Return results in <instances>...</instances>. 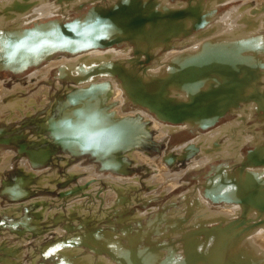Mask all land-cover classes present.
Wrapping results in <instances>:
<instances>
[{"label":"bare ground","instance_id":"1","mask_svg":"<svg viewBox=\"0 0 264 264\" xmlns=\"http://www.w3.org/2000/svg\"><path fill=\"white\" fill-rule=\"evenodd\" d=\"M113 1L115 0H107V2L106 0H0V27L13 25V24L14 25L16 24L24 25L27 23L30 24L32 22H35V20H39L40 18L43 20L54 15L58 16L59 14H62V16H64L60 20L68 21L71 20L72 17L70 14L72 13L79 14V16L84 15L86 14V11L88 10V7L90 5H93L94 7L100 6L103 8L104 7L109 8ZM152 1L153 2L150 3V1H146V0H138V2L134 0V3L136 7H139V5H143L146 2H148L149 5H156L158 4L156 1H160L161 4L162 1H165L163 2L165 4L162 5H165L166 7L169 6V8L170 7L172 8L175 5V4H171L170 0H152ZM220 1L222 3H225L232 0H215L213 4L217 5L216 11L220 7L218 6L221 4ZM241 1L243 2L242 5L234 7L229 11L227 10V12L221 13L220 15H216V18L219 20H217L213 25H211L212 27L211 31L207 33L206 30V31H202L201 33L202 35L204 34L205 38L196 37V39L194 38V40L187 38L175 42V44L177 45L175 49L164 52L162 57H160V61L159 62L155 61L157 62V64L155 63V66L151 68V71L153 73L162 74L164 70L167 69V64L170 62H171L170 68H172V71H174V69L175 70L180 69L181 65L186 64L187 61L192 60L194 62H197L196 65L199 66H197L198 76L196 78H199L200 80H202L201 78H204L205 79L204 84L207 85H214L216 87L220 86L221 88L222 86H224V84H227L229 86V88L226 87L227 89H217L214 92L217 99H219L220 106L226 105L229 111L233 110L232 115H236V118H234L233 120L227 121L221 125L219 124L218 126L217 124L221 122V120L231 117L232 115L227 116L224 119L219 120L218 123L214 124L210 129H207L206 131L198 130L197 132H195L197 134V137L195 139L188 140L173 147H171L172 145L169 146V144L166 141L167 137L173 135L174 133L180 130L188 131L187 124L180 126L172 125V124H164L158 121L157 119H155L145 110L136 109V108L130 110L123 109L124 107L128 108L126 105V102L128 100L125 99V93L121 89L120 80L115 75H110V74L102 75V76L97 75V73H99V71H102L104 68L106 70H109V68L111 67L112 69L117 67L116 65H104L108 63V60L112 62L127 61L129 59V55L131 56L135 55L132 52L135 47L134 46L135 44L129 41L128 39H122L119 42V44L116 46L111 45L110 47H106V48L92 49V50H88L87 52L79 53V55H75V56H71L66 52L57 53L58 56L53 57L51 60L42 62L38 67L29 66L20 74L11 73L8 70L0 71L1 73L5 72L11 74L10 75L11 80L9 86L5 84L6 82H8L6 78L4 79H2V77L0 78V122L1 121L4 122L5 120L6 122L17 121L26 116H32L33 114L35 115V113H37L38 111L43 110V108H45L47 104L51 105L50 107H53L55 104V99L57 98L56 100H58L59 102L62 99L59 111H57L59 117L55 118L54 120L51 119V121L48 124L43 125V128L47 130L49 136H51L50 140L55 144L62 145V147L64 144H66L69 146L70 150H73L77 147V144H79L80 142H84L92 139L89 138V135L92 131H88L92 126L90 123L91 121L89 122H85V121H87L89 117L90 118L94 117L95 112L97 113V111H99L100 119H101V122L98 121L97 125L102 126L103 129H107V130L112 129L108 132L109 137L114 138V137L123 136V139L120 140L121 143L117 146H124L127 140L126 137L133 138L135 134H140L142 137L143 134H145L143 138L144 143L141 142L142 144H139V140L134 139L132 141L133 149H131L128 152H124L125 157L128 158L130 162H132V165L133 163L136 164V166L144 165L146 168H149L154 172V175L153 174L152 175H153V179L155 180V181L153 180L155 184L152 183L149 184L154 185L155 189H153V191L148 193V195L145 196L144 198L147 199L153 198V200H155L157 199V197H151L152 194H155L156 196L158 194H161V196L163 194L164 195L168 194L170 191L180 186V184L181 185L183 184V182L181 183L180 180L184 174H189L195 170L197 174L193 176V178H198L199 180V183L195 184L194 187L192 188L194 192V197L192 199H190L189 196L184 192L182 194H178L174 196L173 199L174 203H172V206H177L175 210L173 208L172 210L169 209V211H171L170 213H165V212L160 214L158 213L159 215L165 217L166 222L171 221L169 219V216L171 214L174 217L179 216L181 219L185 218V220L186 219L188 220L186 222H182V224L183 223L184 224L183 225L181 224V227L179 229H175L172 232H167L163 236L167 235L168 237L172 234L178 235L180 236V239L178 238L179 241L181 240L182 242L184 239L182 245H184V243L187 245H193L194 239L192 240L193 242L192 244L191 237H193L194 234L197 235L198 233H193L192 231L185 232L184 230H189V228L196 227V225H198L196 221L199 222L200 220H202L203 222H207L208 220L204 218H197L195 220L192 219V216L195 217L202 216L201 214H203L204 217L205 216L207 218L209 216H211V218L216 217L214 219L220 217L221 220L227 222L225 225V229L217 225H210V222L208 224V226L210 225L213 226V228L219 229V230H214V233H217L215 234L216 237L212 234L211 231L210 233H207L206 235H209L208 239L210 241H217L219 239L223 240L226 236L230 235V232H232L233 228L230 227V224L233 222V220H235L238 217L239 214H241L240 212H242V210H245L247 212L251 210L253 207H255L257 210L264 208V183H263L264 182V139L261 138L263 137L262 132H255L252 125L251 126L247 125L248 120H252V118L254 117L252 113L256 105L252 100L247 101L250 100V95L252 96L253 93L256 92V94L259 95L258 97L259 103L260 101L264 102V94L260 95L259 93V92L262 93L261 87L264 90V66L261 65V61H259L255 56L258 52L264 50V43L256 39V37L264 38V0H241ZM177 4L181 5L182 2ZM178 5L177 7H179ZM140 10L141 9H135L134 10L135 13L133 14L129 13L126 14L125 16L128 19H132V18H138L139 15L144 14L143 17H145L146 13ZM158 13L161 15L164 14L162 12H158ZM170 15L171 12L165 14L164 17H170ZM120 20H122L123 25L124 24L126 25L125 23L126 20L124 18H120ZM149 24L151 26L153 23H151L150 21L148 23L146 20H144L143 22L140 21L137 22L136 25L135 23H133L132 27L125 28L124 31L129 30V32L127 31L125 32L133 36L138 34L139 32L145 34L146 32L149 31H144L145 30L144 28H146V26H149ZM182 31H185V35H188L190 33V30L187 28ZM251 36L252 37L254 36L253 37L254 39ZM246 37H251L252 39L250 41L244 40L242 42L245 43H240L241 41L240 39ZM208 39L214 40L213 44L205 45L203 51L200 52L199 49V47H201L200 43ZM216 39L219 41L218 43L215 42ZM188 40L189 42H191L190 46L187 45L189 43ZM123 45L125 46L122 47ZM176 55L178 56V58L173 59V57H175ZM33 68H35V70L29 74L26 82L12 81L13 80L11 77L12 75L20 76ZM261 68H263L262 71ZM52 71H55V75L53 78L50 77ZM94 73L95 75H92ZM40 80H45L46 85L40 86L35 93L32 92L27 94L26 92L31 87L35 86L36 81H40ZM172 80H174L175 82H179L175 77H172ZM63 82L67 84H63ZM83 88H85L86 91L89 90L90 91L86 95H80V97L77 96V92L80 93L79 91L75 92V94L72 93L73 90H80ZM57 89H61V93L63 95L57 94L54 97L53 93L54 91L56 92ZM49 90H52L51 94H49ZM23 94L25 96L21 97V95ZM52 96L55 99H52ZM236 98L243 99L242 101L244 102H241L242 104L239 103L236 106L235 104L236 102H234L236 101ZM85 99L87 100L85 101ZM259 107H260L258 108L259 116L258 114L256 116H258L259 119L258 122H260V124H263L264 127V113H263L264 105H259ZM239 108L240 109L244 108L246 110L244 109L240 110ZM88 109H90V111H86ZM111 112H113L112 113L113 116H110ZM124 117H132L134 118V120L129 122L128 125V123H125L126 120L123 119ZM139 117L141 121L148 123L145 126V128H143L144 130L141 131L138 122ZM69 120L70 121L72 120L73 123L71 124V122H68ZM132 123L133 125H131ZM47 125H50L51 127ZM150 134H151V139H150ZM41 138L44 139L45 137H41ZM106 138L108 140L107 136H103V139H101L102 142H105ZM37 139L38 138H36L35 140ZM63 142H67V143H63ZM149 144L151 146L156 147V149H161V152H159V154L157 155L155 154V156L148 154L147 152L144 151L145 149H147L144 146H148ZM247 145L251 147L252 146L254 147L256 145L255 146L256 151L253 149H249V151H252L251 152L252 154L251 155L249 154L250 155L249 158H248L249 155L245 157L246 154L245 153L243 154L241 152V148ZM192 154L195 155L192 156L187 162L186 160L184 161V163L182 162L184 157L190 156ZM117 155H118L117 152L113 153L112 157L114 158V156L116 157ZM12 156L13 153L11 151L0 152V178L2 177L3 172L4 173L8 172L7 167H12L11 163L9 162ZM46 156H48L47 157L48 159L51 157L48 151L36 150L31 152V157L33 158V161H35V163L40 162L38 160L40 158L45 159L44 157ZM63 157H65V160H63V163H61L62 166L63 165L65 166L66 163L68 164V162H73V159H70V156H63ZM216 160H223L225 163L216 166L213 164L214 161ZM27 162H28L27 160L26 161L22 160L20 164L21 166L19 167L26 170V173H31L36 176V174L44 175L45 173H47V171H49L48 168L46 170H41V171L31 170ZM115 163L116 161L111 162V164H113L112 166H114ZM126 164L127 163H120L116 169L122 170ZM207 164L211 165L213 171L205 172L206 169L204 170V168ZM180 166L182 168L175 170V167H180ZM93 168L94 166L82 168L80 167V163H76L71 168V171L73 172L74 171L79 172L81 170H85L86 172H88L86 181L87 180L94 181V182H90L89 184L91 191L89 192L91 194L89 193L88 197L92 199L94 205L97 207L95 208L93 207V205L91 207H87L86 212L92 214L90 217H94L93 214H100L99 216H101V214L104 215V213L108 212L109 209L108 207H110V205H114L115 202L117 207H122L124 205L123 209H117V211L119 212L125 210L126 212L129 211L126 208L127 204L125 201L127 199V201H130V203H132L134 197L130 199H128V197H125L127 196V190H129L130 188L132 189L140 186L141 179L139 177L130 178L123 176H115L112 174L105 175L103 173L98 175L93 171ZM221 169L228 170L229 173L235 175L237 177L236 179L239 180V182H234L232 180L234 179L233 178L234 176H231L232 179L229 178L231 180L230 182H225L224 184H222L220 182V180L223 178L220 177ZM57 176L58 175L53 171L48 175L40 177L38 184L41 187L42 186L47 187L50 184V182L48 183V181L53 180ZM202 176L204 177L207 176L208 178L207 182L201 181ZM17 180H18L16 183L17 187H14V189L12 188V190H15V192H17L16 190L20 188L21 189L20 191L23 196L26 190H22V189L23 186L26 184V181L24 180V178H17ZM100 180L108 183L111 186V189L101 190L102 181L99 182ZM215 182H217L218 185L215 186ZM9 185L11 187L13 186L12 184ZM48 187L54 189V187L51 186V184ZM203 187L207 190L206 191L207 194L205 195H203L205 193V190L203 191L202 189ZM122 192L126 193V195L122 194ZM95 194L97 195L98 198H100L99 203L95 202L94 200ZM81 199L71 198V196H69L67 200L65 199L64 201H62L63 206H61L60 208L58 206L55 208V210L54 209L52 210L50 207H47L49 204L46 203L47 200L46 198H41V197L34 198L32 200L30 199L29 202L35 203L37 205L39 204V206L35 207L33 210L36 211V216H39L40 214L42 217L41 219H46L50 216H53L54 213H56L57 211L67 212V210L70 209V207L74 204L83 203L84 205H86L87 201ZM211 200H218L219 202L224 200L225 202L224 203L218 202L219 204H213ZM236 200L241 202L240 203L234 202ZM147 203L151 205L150 201H148ZM101 204L103 205V207L106 208H102L103 212L100 213L98 210V206H100ZM13 206L14 205L11 203L7 204L6 207L4 208L0 206V213L5 212L8 217L5 218L7 219L13 220V218L10 216H15L17 218L18 215L21 213L20 211H14L15 208H13ZM38 208H40L41 211L38 210ZM157 209H158L157 206L152 207L150 209L147 208L143 211H139L137 209L136 212L138 213H136V215L138 214L137 215L138 218H145L147 215L150 216L155 214L157 215L156 213ZM197 209L202 210V213L197 211ZM193 210L195 212H193ZM180 212H184L183 213L184 215L181 216ZM252 213H254V211L251 212V214ZM249 215L250 213L248 214V218ZM135 218L138 220L137 217ZM228 221H232V222H228ZM171 223H170V227H171ZM261 225L262 226L259 225L260 228H256L255 230L253 229L254 231H250L249 233H247V235L243 237V240L239 242L238 246H236L237 249L239 248L243 252L248 253V255L250 254L251 255V256L249 255L250 257L254 256L252 257L253 258L252 260L248 259V261L252 263L255 262L257 263V261L259 260L258 258L264 257V222ZM47 228H48L47 232H44L42 236H38L35 238L36 242L44 241V239H46L45 237H48L49 234H53V236L56 237L61 236L63 234L65 235V233H63V228L60 222L57 223L55 226L47 225ZM206 228L210 229V227H206ZM12 232L13 231L2 233L3 235L0 237V242H4V241L6 242L10 237L14 236ZM23 236H22L23 239L22 242H26L25 238H27L30 235L25 233ZM170 238H172V236ZM171 241L174 242L175 239L174 240L172 239ZM176 244L174 243V247L176 246ZM232 245L230 246L232 247ZM110 247L112 246L110 245ZM178 247L180 246L178 245ZM246 247H249L250 249H247ZM179 249H180L179 251L183 250V249L181 250V248ZM0 250H3L5 254L10 253V255L15 254L16 252L15 249L4 248V246L1 245V243H0ZM69 250L71 251L72 249ZM77 251L79 252L80 249L78 248ZM94 251L97 250L94 249ZM102 251L104 250L102 249ZM233 252L231 253L233 254ZM24 253L25 252L23 250L21 252L18 251L17 257L18 258L23 257ZM101 256H102L101 257L102 260L106 264H120L116 260L112 259L111 257L108 258L104 254H102ZM67 257H71V255L67 254ZM64 259L65 258L62 257V260ZM0 261L7 264L6 262L7 260L5 259H1ZM76 261L77 259L74 256L72 260L73 264H79V262ZM248 261L246 264L249 263ZM258 264H264V260Z\"/></svg>","mask_w":264,"mask_h":264},{"label":"rangeland","instance_id":"2","mask_svg":"<svg viewBox=\"0 0 264 264\" xmlns=\"http://www.w3.org/2000/svg\"><path fill=\"white\" fill-rule=\"evenodd\" d=\"M146 1H150V3L152 2V0H146ZM214 1L215 0H183V1L170 0L171 4H175L172 8L170 7L171 9L185 10L184 16L187 17L185 26H188L187 29H189L191 33L185 36L181 35L180 37L171 41V44H173L174 47L172 46V48L169 51L174 50L175 47L177 46L175 42L180 41L182 39L190 38L194 40V38L196 39V37L205 38L204 34L202 35L201 33L202 31H206V30H207V33L211 31V28H212L211 25H213L217 20H219L216 18V15H220L221 13L227 12V10L229 11L230 9L240 6L243 3L241 0H232L229 2H225V3H222L220 1L221 4L218 5L220 7L216 11L217 5L213 4ZM163 2L165 1H162V4H165ZM180 2H182L181 4L182 6L177 4ZM146 3L149 4L148 2ZM177 5L179 7H177ZM92 7L94 6L90 5L88 7V10ZM160 9L161 8L158 7V10ZM213 10L215 11L212 13ZM70 15L72 17L71 20L77 17H80L79 14L72 13ZM62 17L64 16H62V14H59L58 16L54 15V16L48 17L43 20L40 18L39 21L42 22V21H48L52 19H62ZM37 21L38 20H35V22ZM30 26H31V23H30ZM191 26H196L197 28L194 29ZM256 39L264 43V38L256 37ZM208 40H212V39H208ZM215 42L218 43L219 41L216 39ZM187 45L190 46L191 42H189ZM124 46L125 45H123L122 47ZM163 54L164 52L162 51V49L158 48L153 54H150L152 56H151V59H149L148 63H145L146 58L144 55H141V57H139V60L143 61V63L146 65L150 64L151 66H155V63L157 64V62L155 61L159 62L160 57H162ZM255 56L257 57L259 61H261L263 65L264 64V50H262L261 52H258ZM134 57H136V55H132V56L129 55V59L134 58ZM34 70L35 68L25 72L24 74L20 76L12 75L11 76L13 79L12 81L26 82L27 77ZM262 70L263 68H261V71ZM10 75H11L10 73L0 72V78L2 77V79L4 78L7 79L8 82L5 83L7 86H9L10 84V80H11ZM54 75H55V71H52L50 77L53 78ZM63 84H67V83L63 82ZM45 85H46L45 80L36 81L35 86L31 87L26 93L27 94L32 93V92L35 93L39 89L40 86H45ZM261 89H262L261 90L262 93L261 92L259 93L260 95H263L264 90L262 87ZM51 93H52V90H49V94ZM53 94H54L53 95L54 97L57 94L61 95L62 94L61 89H57V91L56 92L54 91ZM80 95H82V93L77 92V96L80 97ZM24 96H25L24 94L21 95V97H24ZM53 96H52V99H55ZM56 99H55V104L53 107H50L51 105L47 104L45 108H43V110L38 111L37 113H35V115L33 114L34 116L33 115L26 116L17 121H11V122L7 121L8 123L6 122V120L4 122L3 121L0 122V152L11 151L13 153V156L9 160L12 167H7L8 172H5V173L3 172L2 177L0 178V182H1L0 183V206L4 208L6 207L7 204L11 203L14 205L13 206V208H15L14 211H20L21 213L18 215L17 218L15 216H10L13 218V220L7 219L8 217L5 212L0 213V237L3 235L2 233L4 232L13 231L12 233L14 235L10 237L6 242L4 241L0 243L1 245L4 246V248L15 249L16 251L15 254L10 255V253L5 254L3 250H0V260L1 259L7 260L6 261L7 264H10V263L12 264L13 263L14 264H30V263L31 264H57V263L58 264H73L72 260H73V257L75 256V258L77 259L76 262H79V264H106L101 258L102 254L106 255L108 258L111 257L112 259L116 260L120 264H188V261L189 260L192 261V259L195 258V256L201 257V258L198 259V261L193 264H246L248 259H251V260L253 259L252 257L254 256L250 257L251 256L250 254L249 256L248 253L243 252L239 248L237 249L236 246H238L239 242L243 240V237L246 236L247 233H249L250 231H254L256 228H260V226H262V225L260 226L256 225V223H260V221L264 218V216H262V213L259 212V210L252 208L251 210L246 212L247 216L246 215L243 216V210H242V212H240L241 214H239L238 217L235 220H233V222L228 221V222H232L230 224V227L233 228V230L232 232H230V235L226 236L223 240L219 239L217 241H210L208 239L209 235H206V234L210 233L211 231L212 234L216 237L215 234L217 233H214V230H219V229L213 228V226H210V225H217L225 229V225L227 222L221 220L220 217L219 218L217 217V219H214L216 217L211 218V216L208 217L209 219L206 216L204 217V215L201 214L202 210H198L199 209L198 207H197L198 208L197 211L201 212L200 214L202 216H196V217L192 216V219L195 220L197 218H204L208 221L207 222H203L202 220H200L199 222L196 221V223H198L196 227L189 228V230H184L185 232L192 231L193 233H198L197 235L194 234L193 237H191L192 238L191 242L194 239V244L192 242L193 245H187L185 243L184 245H182V242L184 241V239L182 242L181 240L179 241L178 238L180 239V236L178 235L172 234L168 237L167 235L163 236L167 232H172L175 229H179L181 227L182 222L188 221L187 219L185 220V218L181 219L179 216L174 217L171 214L169 216V219L172 221V223L171 221H168L169 222L168 223L166 222L165 217L159 214L164 213V212L170 213L171 211H169V209L172 210L174 208L175 210L177 208V206H172V203H174L173 202L174 196L178 194H182L184 192L189 196L190 199L194 197V192L192 188L194 187L195 184L199 183L198 178H193V176L197 174L196 170L192 171L189 174H184L180 180L181 183L183 182V184L182 185L180 184V186L170 191L168 194L166 195L163 194L162 196L161 194H158L157 196L155 194H152L151 197H157V199L155 200H153V198H148V199L144 198L145 196L148 195V193H150L151 191H153V189H155L154 185L149 184V183L155 184L154 182L155 180L153 179L154 172L150 170L149 168H146L144 165L136 166V164L134 163L132 165V162H130V160L126 158L127 164L124 166V168L122 170L113 171L111 169H106L102 161L100 160V158L95 157L93 154L90 153V151L88 152V151H84L85 149L83 150L82 145L83 146L87 145V143H89L87 141L86 143L80 142L79 144H77V147L71 151L70 149H67V148L65 149L64 147H62V145L55 144L50 140L51 136H49L48 131L43 128V125L48 124L51 121V119L54 120L55 118L59 117V114L57 113V111H59L62 99L60 100V102ZM86 100L87 99H85V101ZM255 104L256 105L253 111L254 114L252 113V115L254 116L253 117L254 119L252 118V120H248L247 125L248 126L252 125L255 132H262L263 137L261 138L264 139V129H263L264 127H263V124H260V122H258L259 114L257 110V107L260 108L259 104L264 105V102L260 101V103L258 104L255 103ZM126 105L128 108L124 107L123 109L125 110H130L133 108L145 110L141 107L139 108L137 106H133L132 103L129 101L126 102ZM243 109L244 108H241L240 110H243ZM86 111H90V109ZM257 114L258 116H256ZM234 118H236V115H232L231 117L221 120V122H219L217 125L219 126V124L221 125L227 121L233 120ZM162 123L170 124L167 122H162ZM41 137H45V138L42 139ZM196 137H197V134L195 132L180 130L174 133L173 135L168 136L166 141L169 144V146L172 145L171 147H173L183 142H186L188 140L195 139ZM36 138L38 139L35 140ZM150 139H151V134H150ZM63 143H66V142H63ZM255 146L254 147L253 146L251 147L248 145L244 146L243 148H241V152L243 154L245 153L246 154L245 157H247L249 149H253L256 151ZM144 147L147 148L144 151L152 156H155V154L157 155L159 154V152H161V149H156V147L151 146L150 144ZM36 150L48 151L51 157L49 159L47 158L48 156L44 157L45 159L40 158L38 159L40 162L35 163V161H33V158L31 157V152L36 151ZM106 155L110 157L111 156L110 151L101 156H106ZM123 155L125 156V153H123ZM194 155L195 154L184 157L182 162L184 163L185 160L187 162ZM63 156H70V159H73V162H68V164L66 163L65 166L64 165L62 166L61 163H63V160H65V157ZM117 157L118 155L116 157L114 156V158L116 159ZM22 160L28 161L27 164L31 170L41 171V170H46L48 168L49 170L47 171L48 174L54 171L58 176L54 178L53 180L48 181V183L50 182L51 186H53L54 189H51L48 187L50 184L47 187L45 186L41 187L38 184L40 177L48 175L47 173L44 172L45 173L44 175L36 174L35 176L31 173H26V170H24L23 168H19L21 166L20 164ZM76 163H80V167L82 168L94 166L93 171L97 173L98 175L103 173L105 175L112 174L115 176H123V177H130V178L139 177L141 179L140 186L136 188H132V189L130 188L129 190H127V196H125V197H128V199L134 197L132 203H130V201H127V199L125 201L127 204L126 208L129 211L127 212L126 210L120 211V212L117 211V209H123L124 205L122 207H117L116 202H115L114 205H110V207H108L109 208L108 212L104 213V215L101 214V216H99L100 214H93L94 217H90L92 214L86 212L87 207H91L92 205L95 208L97 207L94 205V202L92 201V199L88 197L89 193L91 192L89 184L90 182H94V181L92 180L86 181L88 172H86L85 170H81L79 172L71 171V168ZM224 163L225 162L223 160H216L214 161L213 164L217 166V165H221ZM180 168L182 167L181 166L175 167V170L180 169ZM204 170L205 172L213 171L211 165L209 164L205 166ZM13 171H16V172H13ZM231 176H234L233 177L234 179H232ZM220 177H223L220 180L222 184H224L225 182H230L231 180L229 178H231L234 182H239V180L236 179L237 177L229 173L228 170L221 169ZM17 178H24V180L26 181V184L23 186V189H22V190H26V192L24 193L25 195L23 194V196L20 191L21 190L20 188H18L19 191L16 190L17 192H15V190H12V188L14 189V187H17L16 185L18 181ZM201 179H202L201 181L207 182L208 178L207 176L206 177L202 176ZM101 181L102 180H100L99 182ZM9 184H12L13 186L11 187ZM216 185H218L217 182H215V186ZM103 189L104 190L111 189V186L108 183L102 181L101 190ZM189 189L192 191H190ZM202 189L203 191L205 190V193L203 194L205 195L207 190L204 187ZM122 194L126 195V193H123V192ZM69 196H71V198H76V199L82 198L81 200H86L87 203L86 205H84L83 203L74 204L70 207V209L67 210V212L57 211L56 213H54L53 216H50L46 219H41L42 217L40 214L39 216H36V211L33 210L35 207L39 206V204L37 205L35 203L29 202L30 199L32 200L34 198H40V197L46 198L47 199L46 203L49 204L47 207H50L52 210L53 209L55 210L56 207L59 206L60 208L61 206H63L62 201H64L65 199L67 200ZM94 200L97 203L100 202V198H98L96 194H95ZM148 201L151 202V205L147 203ZM26 202H28L29 204ZM221 202L224 203L223 201ZM219 203H213V204H219ZM155 206L158 207L157 209L158 211L156 210L157 215L154 213L155 215H152V214H151L152 216L147 215L145 218H138L137 216L138 214L136 215V213H138L136 212L137 209L139 211H143L147 208L150 209ZM102 208H106V207H103L102 204L98 206V210L100 213L103 212ZM38 210H40V208H38ZM253 211L254 213L251 214V212ZM193 212L195 211L193 210ZM174 213H177V212H174ZM183 213L184 212H180V215L181 216L184 215ZM249 213L251 216L249 215V218H248ZM67 217L70 219H68ZM135 217H137L138 220ZM59 222L61 223V226L63 228V233H65V235L63 234L61 236L56 237V236H53V234H49L48 237H45L46 239H44V241L42 242L35 241L36 237L42 236L44 232L48 231L47 225L55 226ZM209 222H210V225L208 226ZM170 223H171V227H170ZM233 223H235V225H233ZM238 223H239V226L236 227ZM250 225H253V228L248 230L246 234L243 237L239 238L236 242L230 241L231 242L230 245L234 243L236 244V245L234 244L235 246L232 245L234 249L229 245L225 249V251L217 257V260H215L216 263L212 261L208 262L207 258L206 260H204L205 258H202L205 256L204 250L207 248V246L210 247V246H213L211 245L212 243L220 244L229 239H234L236 235L231 236L233 233H238L240 232V230L246 229ZM206 227H210V229ZM25 233L29 234L30 236H28L29 239L28 237L25 238L26 242H22L23 240L22 236ZM171 236L172 238H170ZM184 236H185V233H184ZM172 239L173 240L175 239V241L172 242L171 241ZM209 241L212 243H210ZM93 242H96V243H93ZM174 243L175 244L177 243L175 246L176 248L174 247ZM110 245L112 247H110ZM178 245L180 247H178ZM78 248L80 249L79 252L77 251ZM179 248L183 250L179 251L180 250ZM246 248L250 249L249 247H246ZM69 249H72V250L70 251ZM94 249L97 251H94ZM102 249L104 251H102ZM232 249L234 250V252ZM22 250L25 253L23 254V257L18 258L17 257L18 251L21 252ZM231 252H233V254ZM67 254L71 255V257H67ZM180 256L182 257V259ZM62 257H64L65 259L62 260ZM258 259L259 260L257 261V263L255 262L256 264L261 263L264 260V257L258 258ZM0 263L6 264V263H3L2 261H0ZM255 263L249 262L248 264H255Z\"/></svg>","mask_w":264,"mask_h":264},{"label":"water","instance_id":"3","mask_svg":"<svg viewBox=\"0 0 264 264\" xmlns=\"http://www.w3.org/2000/svg\"><path fill=\"white\" fill-rule=\"evenodd\" d=\"M136 2H138V0H136ZM156 2L158 3L156 5L145 3L136 7L134 0H115L109 8L95 6L90 8L86 14L66 22L60 19H52L44 22L38 20L37 22H32L31 26L27 23L24 25L13 24L0 27V71L8 70L14 74H20L29 66L38 67L42 62L51 60L53 57L58 56L57 53L60 52H66L71 56H75L79 55V53L87 52L88 50L118 45L122 39H128L135 44L132 52L136 57L120 62L108 60V63L104 65H116L119 69L117 67L113 69L111 67L109 70L104 68L102 71H99L97 75H115L121 82L120 85L125 93V99L132 102V105L145 109L147 113L158 121L178 126L187 124V129L191 132H197L198 130L206 131L214 124L218 123L219 120L233 114L232 111L228 110L226 105H219V99H217L214 92L217 89H227L229 86L224 84L221 88L220 86L216 87L214 85L204 84V78H201L203 81L196 78L198 76L197 66L199 65H196L197 62L192 60L187 61L186 64L181 65L180 69H174V71L170 68V62L167 64V69H165L162 74L153 73L151 71L153 66L150 64L146 65L143 61L139 60V57L144 55L146 58L145 63H148L152 56L150 54H153L158 48L162 49L163 52L169 51L172 46L174 47L171 41L181 35H185V31L182 30L188 27L185 26L187 17H183L185 10H174L162 5L160 1ZM158 7L161 9L158 10ZM135 9L144 11L146 13L145 17H143L144 14L139 15L138 18L132 19H128L125 16L129 13H135ZM214 11L215 10H213L212 13ZM158 12L164 14L161 15ZM170 12L171 18L164 17L165 14ZM120 18L126 20V25H123ZM144 20L148 23L149 21L153 23L151 26L150 24L146 26V28H144L145 30L143 29L149 32H144L145 34L139 32L133 36L127 33L129 30H125L127 32L124 31L125 28L132 27L133 23L136 25L137 22H143ZM191 27L194 29L197 28L196 26ZM251 37L241 39L240 43H245L242 42L244 40L250 41L253 38ZM213 41L214 40H204L200 43V52L203 51L205 45L213 44ZM174 58H178V56L176 55L173 59ZM92 75H95V73ZM172 77H175L179 82L172 80ZM77 91L82 93V95H86L90 90L86 91V89L83 88L80 90H73L72 93ZM258 97L259 95L254 92L252 96L250 95V100L247 101L252 100L258 104ZM242 100L243 99L236 98V101H234L236 102V106L244 102ZM112 113L113 112L110 113V116H113ZM123 119L126 120L125 123H128V125L129 122L134 120L132 117H124ZM89 121H91L90 123L92 125L90 130H88L92 131L89 138L92 139L87 140L89 143L84 146L82 145V147L85 149L84 151H90L95 157L100 158L104 167L107 169L118 171L119 169L116 168L120 163H127L123 153L133 149L132 141L134 139H138L139 144L144 143L143 138L145 134H143L142 137L140 134H133V138L126 137L127 140L124 146H117L121 143L120 140L123 139V136L111 138L108 136V132L112 129H103L102 126L97 125L98 121L101 122L99 111H97V113L95 112L94 117H89L85 122ZM68 122H71V124L73 123L72 120ZM138 122L140 131L144 130L143 128L148 124L147 122L141 121L140 117ZM131 125H133V123ZM103 136H107L108 140L106 138L105 142H102L101 139H103ZM84 142L86 143V141ZM63 147L69 149V146L66 144H64ZM109 151L111 154L110 157L107 155L101 156ZM114 152L118 153L117 159L112 157ZM251 152L252 151H248V155H251ZM115 161V165L112 166L113 164H111V162ZM211 201L213 203L219 202L218 200ZM223 202L225 201L223 200ZM234 202L240 203L241 201L236 200ZM253 208L256 209L255 207ZM259 212L264 216V208L259 209ZM245 215L246 211L243 210V216ZM263 222L264 218L260 223H256V225H261ZM239 223L236 227L239 226ZM233 225H235V223H233ZM251 228H253V225L240 230L238 233H233L232 236L236 235L234 239H229L220 244L212 243L211 245H213V247H207V249L204 250L205 256L202 258H205L204 260L207 258L208 262L212 261L216 263L215 260H217V257L225 251L231 242H236ZM200 258L201 257L195 256L192 261H188V264H193Z\"/></svg>","mask_w":264,"mask_h":264}]
</instances>
